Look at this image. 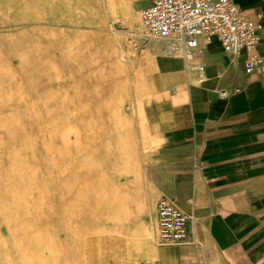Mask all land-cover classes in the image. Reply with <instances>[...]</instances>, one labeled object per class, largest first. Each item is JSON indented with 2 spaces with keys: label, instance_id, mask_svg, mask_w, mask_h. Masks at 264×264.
Returning a JSON list of instances; mask_svg holds the SVG:
<instances>
[{
  "label": "rangeland",
  "instance_id": "obj_1",
  "mask_svg": "<svg viewBox=\"0 0 264 264\" xmlns=\"http://www.w3.org/2000/svg\"><path fill=\"white\" fill-rule=\"evenodd\" d=\"M62 1L0 0V264H117L146 192L143 54L162 46L139 25L146 4L115 0L114 14L110 0ZM54 127L86 148L67 160L76 196L59 190ZM60 200L76 206L65 219ZM142 211L151 238L154 206Z\"/></svg>",
  "mask_w": 264,
  "mask_h": 264
},
{
  "label": "crops",
  "instance_id": "obj_2",
  "mask_svg": "<svg viewBox=\"0 0 264 264\" xmlns=\"http://www.w3.org/2000/svg\"><path fill=\"white\" fill-rule=\"evenodd\" d=\"M231 1L257 26L253 52L263 62L250 72L248 54L232 56L217 37L189 62L163 46L145 48L146 192L117 264H264V0ZM162 197L190 216L188 243L155 242ZM145 204L154 206L151 238Z\"/></svg>",
  "mask_w": 264,
  "mask_h": 264
},
{
  "label": "built area",
  "instance_id": "obj_3",
  "mask_svg": "<svg viewBox=\"0 0 264 264\" xmlns=\"http://www.w3.org/2000/svg\"><path fill=\"white\" fill-rule=\"evenodd\" d=\"M138 22L145 35L158 40L167 53L186 62L197 56L203 42L217 37L225 52L232 56L248 54L246 70L263 62L254 53L259 37L257 26L247 20L231 0H141ZM222 98L229 96L220 92ZM190 216L174 202L162 197L157 201L154 240L159 245L188 243Z\"/></svg>",
  "mask_w": 264,
  "mask_h": 264
},
{
  "label": "bare ground",
  "instance_id": "obj_4",
  "mask_svg": "<svg viewBox=\"0 0 264 264\" xmlns=\"http://www.w3.org/2000/svg\"><path fill=\"white\" fill-rule=\"evenodd\" d=\"M79 0H65V1H62L61 3H63V4H66V6H69V5H71V4H74V3H76V2H78ZM109 4H110V8H111V11L115 14V13H118L120 10L119 9H121L122 7H120V4H118L117 2H115V0H110L109 1ZM62 5V4H61ZM54 16H55V14H54ZM108 18H109V14H108ZM51 20H52V18H51ZM79 47H77V49H78ZM67 50V49H66ZM72 50V49H71ZM89 51V50H88ZM67 52V54H68V51H66ZM72 52H74V51H72ZM91 52V51H90ZM89 52V53H90ZM65 54V53H64ZM69 55V54H68ZM69 58L71 57V56H68ZM68 59V58H67ZM77 63H80L79 62V60H78V62ZM76 63V64H77ZM78 65V64H77ZM84 65V64H83ZM78 67H79V65H78ZM80 67H82V65H80ZM82 69V68H81ZM72 71V70H71ZM82 71V70H81ZM98 71V70H97ZM78 72H79V69H78ZM71 73V72H70ZM96 73V72H95ZM70 75V74H69ZM72 75H73V73H72ZM72 75H71V77H72ZM84 79V78H83ZM90 81V80H89ZM117 89V88H116ZM118 90V89H117ZM89 91V90H88ZM77 94V93H76ZM77 96H75V98H76ZM74 98V97H73ZM77 100V99H76ZM63 105V104H62ZM89 106V105H88ZM87 106V107H88ZM85 107V106H84ZM86 107V108H87ZM61 108H62V106H61ZM67 108V107H66ZM57 109V108H56ZM55 109V110H56ZM72 109H75V108H72ZM90 109V108H89ZM47 110V109H46ZM48 110H51V109H48ZM47 110V112H48V114H50L51 116L53 115V116H56V115H54V113L53 114H51V112L49 113V111ZM54 110V111H55ZM59 110H61V109H59ZM63 110V109H62ZM61 110V111H62ZM100 110V109H99ZM99 110H97V111H99ZM58 110H56V112H57ZM66 113L68 114V112H69V114H68V116L69 117H65L67 120V122H68V124H70L71 125V120L72 119H70V115H71V113H70V111L69 110H67L66 109ZM73 111V110H72ZM75 111V110H74ZM74 111H73V113H74ZM53 112V111H52ZM62 114H65V109H64V112L62 111ZM67 114H65L66 116H67ZM47 115V114H46ZM99 115H100V113H99ZM48 116V115H47ZM96 116V115H95ZM95 116H89L88 118H83V119H81L80 121H79V124L80 125H82L83 127L84 126H87L88 124H90V122H95V124H96V118H95ZM102 116V115H101ZM49 117V116H48ZM47 117V118H48ZM116 117V116H115ZM70 119V120H69ZM60 121H62V120H60ZM72 121H74V123H76V121L75 120H72ZM56 127V126H55ZM54 127V128H55ZM53 129V128H52ZM63 130L64 129H54L53 130V133L58 137V139H59V142H60V153H61V155H62V165H63V163H65V165H63L64 167H62V169L60 170L61 172H62V175L63 176H59V175H57V177H58V179H57V181H58V183H59V190H60V192H62V194H63V192H64V190H63V188L65 189V190H67V191H69V193H71V192H73L72 190H73V183L71 182L72 180H73V182L74 181H77V176L74 174V172H73V169H74V167H73V165H72V163H73V161H75V157L78 155V154H80L81 152H85L86 151V148H84V145H80V142H79V136H77L76 137V139L75 140H73V139H71L69 136H68V134L66 133V132H63ZM98 135V134H97ZM97 135L95 134V136H94V142L95 143H103V140L100 138V136H98V138H97ZM84 139V138H83ZM76 140H78V141H76ZM89 141V140H88ZM73 149H75L76 150V152L75 153H73L72 152V150ZM60 155V156H61ZM58 158V157H57ZM70 159V161L72 162H67V160H69ZM71 180V181H70ZM61 183L63 184L62 186H61ZM81 191H83L82 189H81ZM97 193V192H96ZM76 191L75 192H73V194H71V195H73V196H76ZM99 194V193H98ZM63 196V195H62ZM61 199H62V197H61ZM71 201V200H70ZM73 201V200H72ZM69 202V200H67V202H64V201H61L60 200V202H59V204H60V206H61V208H62V213H60V215H59V217L61 218L62 217V219H65L66 218V216H67V214L68 213H70V208L72 209V207L75 209V204L73 205V203H68ZM68 211V212H67ZM68 216H69V214H68Z\"/></svg>",
  "mask_w": 264,
  "mask_h": 264
}]
</instances>
